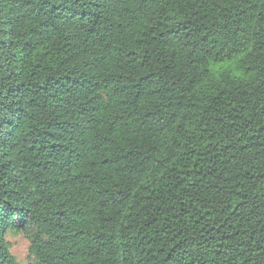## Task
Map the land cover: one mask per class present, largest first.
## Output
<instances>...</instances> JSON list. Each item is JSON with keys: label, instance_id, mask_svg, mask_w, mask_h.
Returning <instances> with one entry per match:
<instances>
[{"label": "trees", "instance_id": "obj_1", "mask_svg": "<svg viewBox=\"0 0 264 264\" xmlns=\"http://www.w3.org/2000/svg\"><path fill=\"white\" fill-rule=\"evenodd\" d=\"M10 231L33 264H264V0H0V264Z\"/></svg>", "mask_w": 264, "mask_h": 264}, {"label": "rangeland", "instance_id": "obj_2", "mask_svg": "<svg viewBox=\"0 0 264 264\" xmlns=\"http://www.w3.org/2000/svg\"><path fill=\"white\" fill-rule=\"evenodd\" d=\"M229 63H222L213 66L215 69L228 67ZM7 241L10 243V249L13 256L20 264H33V258L30 255V241L23 233L8 232L6 235Z\"/></svg>", "mask_w": 264, "mask_h": 264}]
</instances>
